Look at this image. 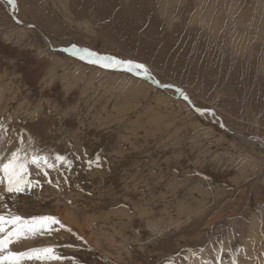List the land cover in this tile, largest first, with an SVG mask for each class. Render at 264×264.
Returning a JSON list of instances; mask_svg holds the SVG:
<instances>
[{
	"label": "rangeland",
	"instance_id": "obj_1",
	"mask_svg": "<svg viewBox=\"0 0 264 264\" xmlns=\"http://www.w3.org/2000/svg\"><path fill=\"white\" fill-rule=\"evenodd\" d=\"M236 135L264 141V0H0V162H71L0 184V215L64 225L14 247L62 261L21 264H264V147Z\"/></svg>",
	"mask_w": 264,
	"mask_h": 264
},
{
	"label": "snow or ice",
	"instance_id": "obj_2",
	"mask_svg": "<svg viewBox=\"0 0 264 264\" xmlns=\"http://www.w3.org/2000/svg\"><path fill=\"white\" fill-rule=\"evenodd\" d=\"M8 3L15 8V0H8ZM71 55L95 64L105 70L123 71L133 76L144 79H152L145 65L135 63L131 60H122L114 56L100 55L88 49H79L73 46L65 49ZM155 83V81H153ZM163 87H169L163 85ZM179 91V90H177ZM187 99V97H185ZM31 143V141H29ZM70 161L62 156H55L54 162L48 156L37 152L28 153L23 148H18L8 157L7 162H0V184L6 183V191L9 193H20L30 188L33 182L28 179L29 166L35 167L37 171L48 168H55L57 165L70 166ZM64 228V225L56 217L37 216L24 219L20 216L5 217L0 215V234L7 230V235L0 238V264H21L24 259H38L47 261H62L63 256L57 254L55 248L45 247L41 249H31L27 252H13L9 250V245L18 242L22 238L35 237L41 234ZM75 264V261H74Z\"/></svg>",
	"mask_w": 264,
	"mask_h": 264
},
{
	"label": "bare ground",
	"instance_id": "obj_3",
	"mask_svg": "<svg viewBox=\"0 0 264 264\" xmlns=\"http://www.w3.org/2000/svg\"><path fill=\"white\" fill-rule=\"evenodd\" d=\"M18 22V21H17ZM20 23V22H19ZM42 35V38H43V42H44V44L48 47V48H50L52 51H55L57 48H59L61 51H63V52H65L66 54L68 53L69 55H71L68 51H65V49H71L72 47L71 46H62V44L61 45H58V44H56L55 42H52L51 40H49V38L48 37H46L45 35H43V34H41ZM72 56H74V55H72ZM74 57H76V56H74ZM84 61V60H83ZM178 93H179V97H181L183 100H186L185 99V97H186V95H185V92H180V91H178ZM213 118V117H212ZM13 119V118H12ZM228 131V129L226 130V132ZM229 132V131H228ZM240 140H242L244 143H253V144H257V145H259L260 147H264V141H261V140H257V139H253L254 141H251L249 138H247V137H244V136H242V135H236ZM1 195H2V193L0 192V200H2V197H1ZM3 196V195H2ZM0 205H2V203L0 202ZM0 209H1V206H0ZM1 212V211H0ZM62 220V219H61ZM68 223V222H67ZM70 224H74L73 222H69ZM66 228V227H65ZM74 231V230H73ZM62 238V237H61ZM29 239H25V242H24V244H22L21 246H19V247H21L22 248V250L23 251H25V250H27V249H29L31 246L33 247V243H32V241H30ZM71 241V240H70ZM30 243H32V244H30ZM76 245V244H75ZM90 246V245H89ZM14 247H16V242H13L11 245H9V250L10 251H13V252H20L21 251V249H19L18 247L15 249ZM92 247V246H91ZM121 248V247H120ZM120 251H123V248L122 249H120ZM26 252V251H25ZM122 253V252H121ZM122 259V258H121ZM30 260V259H29ZM120 260V259H119ZM118 260V261H119ZM199 260V259H198ZM31 261H32V259H31Z\"/></svg>",
	"mask_w": 264,
	"mask_h": 264
}]
</instances>
